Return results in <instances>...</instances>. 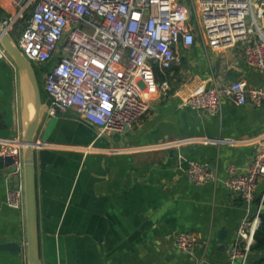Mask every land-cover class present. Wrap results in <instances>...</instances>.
<instances>
[{"label": "crops", "instance_id": "1", "mask_svg": "<svg viewBox=\"0 0 264 264\" xmlns=\"http://www.w3.org/2000/svg\"><path fill=\"white\" fill-rule=\"evenodd\" d=\"M0 12L1 21L16 6L0 0ZM176 49L178 62L157 79L168 80L169 89L148 95L149 109L132 128L101 131L70 109L60 113L47 142L39 136L34 166L42 261L241 264L229 261V248L240 221L256 212L264 184L258 181L247 202L228 189L227 166L243 169L253 159L264 138V102L224 98L212 115L185 105V99L198 88L238 79L262 85L264 68L247 63L242 43L214 49L200 33L192 45ZM40 66L43 75L49 65ZM191 137L197 139L183 141ZM21 138L18 69L11 58H0V154ZM187 160L209 163L217 178L195 183L184 171ZM14 184L8 168L0 169V243L21 246L19 252L0 249V264H28L25 207L6 201ZM182 231L197 237L191 252L175 244ZM259 256L250 250L245 264Z\"/></svg>", "mask_w": 264, "mask_h": 264}, {"label": "built area", "instance_id": "2", "mask_svg": "<svg viewBox=\"0 0 264 264\" xmlns=\"http://www.w3.org/2000/svg\"><path fill=\"white\" fill-rule=\"evenodd\" d=\"M12 2L16 12L0 22L12 33L24 19L16 40L19 48L32 62L48 63L43 83L47 115L73 109L101 131L127 130L139 121L149 109L148 95L166 93L170 87L168 80H157L156 67L164 70L178 62L177 45H192L197 33L214 49L242 43L247 63L264 68V0H194L193 8L185 0ZM0 58H10L1 43ZM224 98L260 104L264 84L250 85L238 79L201 87L185 99V105L213 115ZM16 140L9 152L15 166L9 173L16 184L7 188L6 201L14 208H24L22 141ZM256 146L245 168L227 166L228 189L247 202L253 200L258 181L264 184V138ZM183 168L195 183L217 178L216 170L206 162L187 160ZM263 208L264 187L256 212L238 225L236 241L229 248L230 262L247 261ZM174 240L186 252L197 244V237L188 231L177 233Z\"/></svg>", "mask_w": 264, "mask_h": 264}, {"label": "water", "instance_id": "3", "mask_svg": "<svg viewBox=\"0 0 264 264\" xmlns=\"http://www.w3.org/2000/svg\"><path fill=\"white\" fill-rule=\"evenodd\" d=\"M0 43L15 62L19 75L22 120L21 153L25 187L28 264H57L52 261H42L38 252L34 152L39 136L43 142L49 139L61 111L57 109L53 115L47 117L48 101L42 97L35 64L19 48L13 34L1 22ZM13 161L14 156L12 154H0V169L14 170ZM0 249L19 252L21 246L19 243L2 242Z\"/></svg>", "mask_w": 264, "mask_h": 264}, {"label": "trees", "instance_id": "4", "mask_svg": "<svg viewBox=\"0 0 264 264\" xmlns=\"http://www.w3.org/2000/svg\"><path fill=\"white\" fill-rule=\"evenodd\" d=\"M166 69L161 70L160 68L156 67L155 73L158 80L166 77ZM250 250L260 253L259 257L251 260V264H264V208L260 213V222L258 228L256 229L254 242L252 243Z\"/></svg>", "mask_w": 264, "mask_h": 264}, {"label": "rangeland", "instance_id": "5", "mask_svg": "<svg viewBox=\"0 0 264 264\" xmlns=\"http://www.w3.org/2000/svg\"><path fill=\"white\" fill-rule=\"evenodd\" d=\"M187 1L190 3V5L193 8V1L194 0H187ZM26 17H27V14H26ZM23 24H24V19L20 20V22L17 23V28L16 29H19ZM12 34L14 35L15 40H17L20 33H19V31H15V32H12ZM33 63L35 64V70H36V73H37V76L39 78V82H40V85H41L42 97H43L44 100L47 101L48 97H47V95H46V93H45V91L43 89L44 80L42 79V78H45V74L43 73V75H42V68H41L40 65H38V63H36V62H33ZM47 117H48V115H47Z\"/></svg>", "mask_w": 264, "mask_h": 264}]
</instances>
